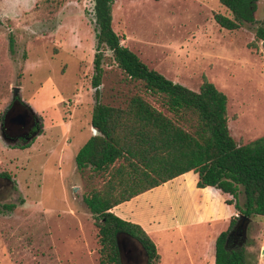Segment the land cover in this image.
I'll list each match as a JSON object with an SVG mask.
<instances>
[{
    "label": "rangeland",
    "instance_id": "rangeland-1",
    "mask_svg": "<svg viewBox=\"0 0 264 264\" xmlns=\"http://www.w3.org/2000/svg\"><path fill=\"white\" fill-rule=\"evenodd\" d=\"M233 18L220 0H115L113 27L149 68L198 91L204 78L228 97L229 128L239 144L264 136V48L256 20L221 28ZM94 0H0V124L19 87L39 117L29 147L0 137V176L15 188L0 195V264H99V230L84 197L103 181L80 172L75 157L94 135L96 54ZM101 101L128 92L125 75L106 52ZM245 201L244 194L240 203ZM14 204L13 212L4 209ZM239 216V215H238ZM229 224L190 226L155 236L160 264H215V242ZM247 264H264V217L254 216Z\"/></svg>",
    "mask_w": 264,
    "mask_h": 264
},
{
    "label": "trees",
    "instance_id": "trees-1",
    "mask_svg": "<svg viewBox=\"0 0 264 264\" xmlns=\"http://www.w3.org/2000/svg\"><path fill=\"white\" fill-rule=\"evenodd\" d=\"M233 18L215 14L221 28L235 31L258 24L261 0H220ZM115 0H94L96 54L93 86L96 104L92 136L78 151L75 162L82 173L90 169L103 184L84 197L99 230V264H120L116 237L139 241L150 264L161 255L150 235L138 224L116 216L112 209L188 172L198 175L197 187H213L233 197L239 212L215 242V264H247L241 217H264V136L239 144L229 128L228 97L204 78L198 91L174 83L146 65L122 44L113 27ZM264 48V23L255 30ZM124 73L128 92L101 101L100 89L106 52ZM2 123L5 114L1 116ZM1 176L10 178L8 174ZM244 194L245 201L240 203ZM16 206L5 205L13 212Z\"/></svg>",
    "mask_w": 264,
    "mask_h": 264
},
{
    "label": "crops",
    "instance_id": "crops-1",
    "mask_svg": "<svg viewBox=\"0 0 264 264\" xmlns=\"http://www.w3.org/2000/svg\"><path fill=\"white\" fill-rule=\"evenodd\" d=\"M198 175L188 172L132 200L112 212L124 221L140 225L155 236L190 226H218L230 223L239 212L228 201L233 197L213 187H197Z\"/></svg>",
    "mask_w": 264,
    "mask_h": 264
},
{
    "label": "flooded vegetation",
    "instance_id": "flooded-vegetation-1",
    "mask_svg": "<svg viewBox=\"0 0 264 264\" xmlns=\"http://www.w3.org/2000/svg\"><path fill=\"white\" fill-rule=\"evenodd\" d=\"M8 112L14 116L17 120V125L13 126L9 122L5 123V117L3 123L0 124V137L3 141L16 142V145L21 144L22 147H29L37 137L32 136L35 135L38 131L42 130V124L39 117L32 111L31 107L28 106L18 95L16 98H12L8 109L5 112V116ZM32 117V121L28 122L26 119V114ZM41 135V134H40ZM15 145V146H16ZM11 188L12 190L15 188V183L12 179L0 176V195H3L4 192Z\"/></svg>",
    "mask_w": 264,
    "mask_h": 264
},
{
    "label": "water",
    "instance_id": "water-1",
    "mask_svg": "<svg viewBox=\"0 0 264 264\" xmlns=\"http://www.w3.org/2000/svg\"><path fill=\"white\" fill-rule=\"evenodd\" d=\"M14 94L13 99L16 98L21 88L16 87L14 88ZM32 109V108H31ZM32 111H34L32 109ZM26 119L28 122L32 121V117L29 115V113L26 114ZM17 120L14 116L11 114V112H8L5 116V123L9 122L11 125L16 126ZM94 135L97 136L99 133L96 129L93 128ZM40 131H38L35 135L32 136L31 139H33L36 136H40ZM8 146H15L16 142H13L12 140L9 142H6ZM240 217V216H239ZM242 225H243V241H246L247 237V230L249 227V224L251 223V218L242 216L241 217ZM117 247L120 254V264H150L149 256L145 252L142 245L139 243L137 239L132 237L131 235L120 233L116 237Z\"/></svg>",
    "mask_w": 264,
    "mask_h": 264
}]
</instances>
